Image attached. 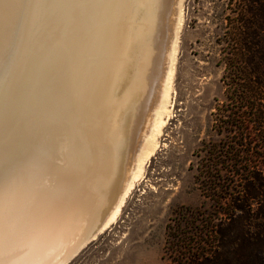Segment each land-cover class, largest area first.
Here are the masks:
<instances>
[{
    "label": "bare ground",
    "instance_id": "1",
    "mask_svg": "<svg viewBox=\"0 0 264 264\" xmlns=\"http://www.w3.org/2000/svg\"><path fill=\"white\" fill-rule=\"evenodd\" d=\"M181 2L0 0V264H56L117 218L168 113Z\"/></svg>",
    "mask_w": 264,
    "mask_h": 264
},
{
    "label": "rangeland",
    "instance_id": "2",
    "mask_svg": "<svg viewBox=\"0 0 264 264\" xmlns=\"http://www.w3.org/2000/svg\"><path fill=\"white\" fill-rule=\"evenodd\" d=\"M181 3L172 92L165 122L154 135V150L117 218L67 264H165L170 219L184 209L211 204L199 188L196 169L203 144L222 137L216 133L214 118L216 107L225 101L222 40L231 6L228 0ZM158 84L156 90L162 91L163 84ZM161 97L157 95L155 106L146 114L137 136L139 145L155 125ZM258 165L264 171V146Z\"/></svg>",
    "mask_w": 264,
    "mask_h": 264
},
{
    "label": "trees",
    "instance_id": "3",
    "mask_svg": "<svg viewBox=\"0 0 264 264\" xmlns=\"http://www.w3.org/2000/svg\"><path fill=\"white\" fill-rule=\"evenodd\" d=\"M222 59L225 101L203 144L199 188L209 208L166 225L165 264H264V0H228Z\"/></svg>",
    "mask_w": 264,
    "mask_h": 264
},
{
    "label": "water",
    "instance_id": "4",
    "mask_svg": "<svg viewBox=\"0 0 264 264\" xmlns=\"http://www.w3.org/2000/svg\"><path fill=\"white\" fill-rule=\"evenodd\" d=\"M124 190V184L121 186V189L117 192L116 197L120 195V192ZM115 199V198H114ZM112 203V202H111ZM106 222V215L98 218L83 234H81L74 242L71 244L70 248L63 254L62 258L57 260L56 264H67L87 243L96 238L104 229V223Z\"/></svg>",
    "mask_w": 264,
    "mask_h": 264
}]
</instances>
